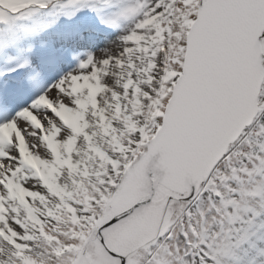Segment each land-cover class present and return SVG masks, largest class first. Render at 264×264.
Listing matches in <instances>:
<instances>
[{"label": "snow or ice", "instance_id": "1", "mask_svg": "<svg viewBox=\"0 0 264 264\" xmlns=\"http://www.w3.org/2000/svg\"><path fill=\"white\" fill-rule=\"evenodd\" d=\"M0 264H264V0H0Z\"/></svg>", "mask_w": 264, "mask_h": 264}]
</instances>
